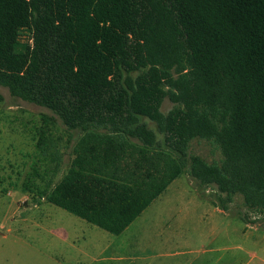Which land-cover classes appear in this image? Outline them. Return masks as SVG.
<instances>
[{
  "label": "trees",
  "instance_id": "16d2710c",
  "mask_svg": "<svg viewBox=\"0 0 264 264\" xmlns=\"http://www.w3.org/2000/svg\"><path fill=\"white\" fill-rule=\"evenodd\" d=\"M0 86L75 138L59 181L25 188L89 224L120 234L184 172L264 214V0H0Z\"/></svg>",
  "mask_w": 264,
  "mask_h": 264
},
{
  "label": "rangeland",
  "instance_id": "374dc122",
  "mask_svg": "<svg viewBox=\"0 0 264 264\" xmlns=\"http://www.w3.org/2000/svg\"><path fill=\"white\" fill-rule=\"evenodd\" d=\"M27 45L31 33L24 28L16 48ZM172 106L165 98L160 110ZM69 136L50 110L0 86V264H264V214L249 211L240 195L221 209L217 190L187 172L120 234L39 198L25 187L31 181L51 187L67 172L75 142ZM188 153L221 159L199 138Z\"/></svg>",
  "mask_w": 264,
  "mask_h": 264
}]
</instances>
